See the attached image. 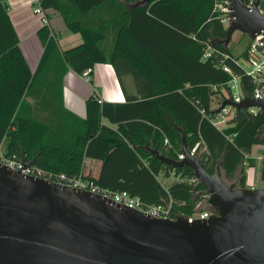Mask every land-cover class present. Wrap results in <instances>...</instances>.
Here are the masks:
<instances>
[{"label":"trees","instance_id":"1","mask_svg":"<svg viewBox=\"0 0 264 264\" xmlns=\"http://www.w3.org/2000/svg\"><path fill=\"white\" fill-rule=\"evenodd\" d=\"M214 4L215 0H42L41 8L55 9L82 43L61 51L51 28L43 26L38 31L43 52L32 74L18 47L7 4L0 0V145L9 139L7 156L54 175L81 176L145 205L171 198L176 214L191 216L204 210L200 204L207 196L205 188L199 182L162 186L160 181L173 168L150 153L156 150L177 160L183 132L188 150L198 142L206 147L207 152L196 158L209 174L218 167L225 184L245 187L246 170L255 164L252 148L264 146V111L233 109L222 131L211 122L216 114L211 103L219 107L230 97L231 75L239 77L244 97L250 98L254 90L235 63L246 48L239 57L231 55L230 41L223 43L226 27ZM206 50L211 54L203 59ZM96 64L113 68L124 93L123 78L130 77L135 93H125L122 103H98L92 97L81 119L63 107V78L68 72L90 76ZM39 112L46 113L45 120L38 119ZM85 160L100 162L96 177L83 174ZM174 172L194 176L188 167Z\"/></svg>","mask_w":264,"mask_h":264},{"label":"water","instance_id":"2","mask_svg":"<svg viewBox=\"0 0 264 264\" xmlns=\"http://www.w3.org/2000/svg\"><path fill=\"white\" fill-rule=\"evenodd\" d=\"M260 1L228 0L225 45L234 32L264 36ZM64 82L65 107L85 118V97L75 87L88 89L71 72ZM225 106L264 111V100H225L216 112ZM181 140L182 160L150 153L173 169L192 170L213 211L205 220L153 217L0 162V264H264V187L225 184L218 167L209 174L190 155L183 132Z\"/></svg>","mask_w":264,"mask_h":264},{"label":"built area","instance_id":"3","mask_svg":"<svg viewBox=\"0 0 264 264\" xmlns=\"http://www.w3.org/2000/svg\"><path fill=\"white\" fill-rule=\"evenodd\" d=\"M214 11L218 13L220 22L223 25L228 26L230 13L228 0H215ZM33 12L34 14H38L41 16L43 26H48L47 20L43 16L42 8L38 3L35 4ZM210 54V51L206 50L203 54V59H207ZM242 62L246 63V66L248 67L247 69L245 68ZM235 63L241 68L243 74L249 77L253 83L254 90L250 98L255 100H264V36L258 35L253 40L249 39L244 55L238 60H236ZM222 69L223 71L231 75V72L227 67L223 66ZM83 77H85V80L88 81L87 72L83 74ZM227 85L230 90V97L227 100L239 102L244 97L241 93L239 77L231 75V80L227 83ZM97 102L101 103V100L97 99ZM232 110V107L225 106L219 112H216V114L213 116L211 122L219 131H222L224 128H226L227 121L233 115ZM248 110L252 114H255L256 111H258V109L255 108H250ZM164 145H168L167 140H164ZM189 152L190 155L196 157V155L204 154L207 151L203 143L198 142L189 150ZM183 157V154H180L177 160H182ZM257 159H260V157H257ZM0 162L4 163L13 170L20 171L22 174L45 178L55 183H59L73 188L83 189L91 192L92 194H98L100 196L111 199L116 204L126 206L129 209L140 211L153 217L174 219L175 217L179 216L175 213L173 209L174 202L171 198L158 205H145L137 197H132L126 192H114L108 189L100 188L99 186L95 185L92 181L83 179V177L81 176L67 177L64 174L54 175L51 173H47L41 169L23 163L21 160H18L15 156H7L3 154L1 150ZM242 166H246V159L242 162ZM168 180H172L173 182L178 183L187 182L190 184L198 182L195 176L188 178L181 176L180 174H175L174 169L170 172V175L167 179L160 181V184L162 186H165V182ZM212 213L213 211L211 208L204 209L201 211H196L191 216H187V218L189 222L197 219L205 220L209 218Z\"/></svg>","mask_w":264,"mask_h":264},{"label":"crops","instance_id":"4","mask_svg":"<svg viewBox=\"0 0 264 264\" xmlns=\"http://www.w3.org/2000/svg\"><path fill=\"white\" fill-rule=\"evenodd\" d=\"M42 0H5L7 4V13L9 20L12 24V27L18 38V47L20 52L24 58V61L29 69V71L33 74L36 71V67L40 60V57L43 52V46L38 37V31L43 27L41 16L38 14H34L33 8L36 3L40 4ZM43 16L46 18L48 26L51 28L53 34L55 35L58 41V48L61 51L67 50L74 46H77L82 43V38L79 34L70 32L66 26L64 25L63 19L60 14L53 8H45L43 9ZM264 14V13H263ZM92 74L87 75L88 81L85 80L83 76H77L80 81L83 83V86L88 89L84 90L82 88L75 89L78 93L82 94L85 97V106L88 100L92 97L101 100V102H110V103H122L125 101V93L128 95H134V86L130 77L123 78V84L125 93L120 87L118 80L115 76L113 68L108 64H96L92 69ZM72 73V72H71ZM74 74V73H73ZM67 75V74H66ZM65 75V76H66ZM75 75V74H74ZM65 76L63 78L62 83V94L63 89L65 88ZM74 95L78 96L79 94L73 92ZM30 102L31 100L28 99ZM63 107L70 113L76 115L81 118L73 111L67 109L64 104L63 98ZM217 106L214 108L217 110ZM87 113V112H86ZM38 119L45 120L46 113L39 112L37 114ZM86 118V117H85ZM81 118V119H85ZM9 143V139H4L0 145V150L3 154L7 155V146ZM264 146H254L252 148V152L250 154L258 161H263L264 155H254V148ZM260 157V159H257ZM262 168L263 162H262ZM100 162L99 161H91L85 160L83 163V174L91 175L92 177H96L99 173ZM251 169V168H250ZM248 169V170H250ZM173 182L172 180H168L165 182V186ZM251 173L246 172L245 176V187L246 188H259V186H254L252 184Z\"/></svg>","mask_w":264,"mask_h":264},{"label":"rangeland","instance_id":"5","mask_svg":"<svg viewBox=\"0 0 264 264\" xmlns=\"http://www.w3.org/2000/svg\"><path fill=\"white\" fill-rule=\"evenodd\" d=\"M258 11L261 12L262 14L264 13V0H261L259 5H258ZM227 28V25L225 26ZM249 42V38L240 33V32H234L231 36L230 43L228 44V49L229 52L233 57H239L243 50L247 47ZM245 68L247 69L248 67L246 66V63L242 62ZM217 106V103L213 101L211 103V108L215 109L214 107ZM254 155H264V148L257 147L254 148L253 150ZM250 169V168H249ZM261 170H262V162L256 160L254 166L248 171V173H251V179H252V184L254 186H259V187H264V179L261 177ZM226 183L231 182V180L227 178H223ZM209 205L207 204V197L205 198L204 201L200 204L201 209H207Z\"/></svg>","mask_w":264,"mask_h":264}]
</instances>
